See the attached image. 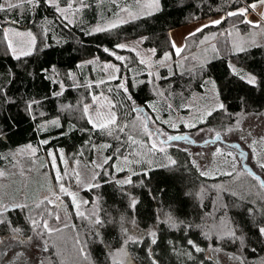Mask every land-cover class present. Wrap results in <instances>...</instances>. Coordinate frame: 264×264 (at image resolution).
I'll return each mask as SVG.
<instances>
[{
    "label": "trees",
    "instance_id": "1",
    "mask_svg": "<svg viewBox=\"0 0 264 264\" xmlns=\"http://www.w3.org/2000/svg\"><path fill=\"white\" fill-rule=\"evenodd\" d=\"M253 1L32 0L5 7L0 0V170L22 160L35 170L43 165L72 210L70 223L52 229L47 223L58 207L49 198L2 209L0 238L37 232L45 264H124L125 250L136 264H197L201 256V264H216L205 248L264 264V180L249 169L204 177L186 150L153 146L149 123L154 108L188 113L209 79L222 104L204 123H164V130L186 138L264 110V23L237 12ZM219 16L186 36L176 53L172 30ZM8 24L34 31L33 51L14 53ZM104 61L119 65L116 79L102 80ZM99 93L116 111L107 126H95L85 110ZM102 141L108 159L77 211L65 189L76 179L78 157ZM122 156L132 158L133 173L115 172ZM189 241L204 247L193 258Z\"/></svg>",
    "mask_w": 264,
    "mask_h": 264
},
{
    "label": "rangeland",
    "instance_id": "2",
    "mask_svg": "<svg viewBox=\"0 0 264 264\" xmlns=\"http://www.w3.org/2000/svg\"><path fill=\"white\" fill-rule=\"evenodd\" d=\"M28 1L32 0H2V5L7 7ZM243 8L245 16L251 24L264 23V0H255ZM219 20L215 19L212 22L215 23ZM197 24L202 25L203 23L198 21ZM5 30L15 54H27L33 51L35 34L31 28H21L8 24ZM192 31H195V27L178 28L171 33L174 34L172 40L176 53H179L178 51L184 47L185 41L184 38L179 41L176 35L180 34L181 36ZM141 53H147V51L142 50ZM100 66L103 70L101 76L103 81L114 80L118 77V64L104 61L100 63ZM234 70L247 81L256 82L257 78L254 73L237 67ZM221 104L218 88L209 79L205 91L195 97L188 113L181 114L173 110L168 115H164L161 110L154 108L157 107L155 105L153 107L155 112L151 116L152 121H149L152 128L150 131L152 145L157 148L175 146L186 150L188 157L199 173L207 178H217L238 170L249 169L259 179L264 180V110L242 115L235 124L224 130L203 126L192 131L186 138L174 137L172 136L175 134L174 132L166 131L161 127L164 123L170 125L181 123L187 128L204 123L207 115ZM85 110L90 122L95 126H107L116 119L112 98L105 93L94 94L92 102L86 105ZM106 146L107 143L104 141L97 142L89 146L83 156L76 160V168L74 169L76 179L72 186L65 189V193L77 211L85 209L87 197L83 191L92 186L96 169L102 167L108 159L105 152ZM33 149L34 152H37L36 148ZM33 149L25 150V153L29 154L28 151H33ZM131 159L129 156L118 158L114 165L115 172L127 170V174L133 173ZM44 198H49L58 207L55 219L50 220L47 226L54 229L71 222L72 210L64 198L56 196L49 169L46 170L41 165L35 170L28 160H22V164L16 162L0 170V210L16 206L19 203H37ZM154 239L155 236H153V242H150L148 247L151 256L154 255V253L152 255V251H155V249H151L155 242ZM188 243L193 246L189 251V256L192 258L196 256L194 251L204 248L195 245L192 241ZM43 249L44 242L37 232H31L25 237L4 234L0 238V264H45ZM205 253L216 264H244L241 258L229 252L205 248ZM124 254L125 257L122 259L118 256L120 260L124 259V264H136L126 250ZM202 260V256L197 257V264H201Z\"/></svg>",
    "mask_w": 264,
    "mask_h": 264
},
{
    "label": "crops",
    "instance_id": "3",
    "mask_svg": "<svg viewBox=\"0 0 264 264\" xmlns=\"http://www.w3.org/2000/svg\"><path fill=\"white\" fill-rule=\"evenodd\" d=\"M243 10H244V8L241 7L239 10H237V12L244 13ZM215 19H221V17L219 16V17H212V18H208V19L200 20L199 22L203 23L202 25L197 24V23H198V21H197V22H194V23H191V24H188V25L182 26V27H180V28H182V29L187 28V27H195V31H192V32H190V33H188V34H184V35H181V36H180V34H177L176 37L179 39V41H180L181 38H184V40H185L186 36H188V35H190V34L196 32V31H198V30H200V29H202V28H204L205 26H207V25H209V24H215V23H217V22H215V23L212 22V21L215 20ZM219 21H220V20H219ZM249 22H250V21H249ZM254 24H256V23H254ZM176 29H178V28H176ZM174 30H175V29H174ZM174 30H172V32H174ZM172 32H171V33H172ZM171 35H172V34H171ZM172 37H174V34L172 35ZM184 43H185V41H184ZM179 46L181 47V43H180V42H179ZM174 48H175V46H174ZM175 51H176V50H175ZM180 51H181V49H180L178 52H180ZM176 52H177V51H176Z\"/></svg>",
    "mask_w": 264,
    "mask_h": 264
}]
</instances>
